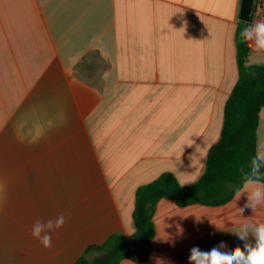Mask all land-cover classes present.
Instances as JSON below:
<instances>
[{
	"label": "crops",
	"instance_id": "1",
	"mask_svg": "<svg viewBox=\"0 0 264 264\" xmlns=\"http://www.w3.org/2000/svg\"><path fill=\"white\" fill-rule=\"evenodd\" d=\"M241 1L0 0V166L16 172L0 173V264H73L88 246L133 233L139 186L163 172L184 186L200 178L238 79ZM253 20H264V0ZM245 42L246 63L264 64V52ZM59 71L66 94L45 110L42 87L57 86ZM43 118L55 137L31 145L68 174H26V144L11 143L25 139L29 119L40 132ZM257 151L264 156V108ZM256 186L245 181L215 206L159 199L149 254L118 264H189L193 246L254 244L252 227L264 223V206L245 203ZM59 215L66 222L46 249L32 225ZM245 226L242 241L237 233Z\"/></svg>",
	"mask_w": 264,
	"mask_h": 264
},
{
	"label": "trees",
	"instance_id": "2",
	"mask_svg": "<svg viewBox=\"0 0 264 264\" xmlns=\"http://www.w3.org/2000/svg\"><path fill=\"white\" fill-rule=\"evenodd\" d=\"M245 39L236 44L238 79L228 96L218 141L209 149L200 178L190 185H181L169 172L161 173L152 182L135 192L133 233L126 238L114 234L100 245H90L73 264H118L124 258L143 261L150 251L154 234L152 215L161 198L177 206L190 204L221 205L249 178L264 183V162L259 174L252 176L256 155V129L264 108V64L245 67L249 49Z\"/></svg>",
	"mask_w": 264,
	"mask_h": 264
},
{
	"label": "clouds",
	"instance_id": "3",
	"mask_svg": "<svg viewBox=\"0 0 264 264\" xmlns=\"http://www.w3.org/2000/svg\"><path fill=\"white\" fill-rule=\"evenodd\" d=\"M241 37L247 41H254L255 50L264 52V20H253L245 26L241 32ZM248 67V64H245ZM264 160V156L257 151L253 158L252 176L259 174L260 165L258 161ZM256 184L258 186L249 190L245 207L255 210L258 206H264V184H259L258 179L246 180V185ZM240 195V192H237ZM65 216L59 215L55 221L48 220L41 222L37 220L33 223L31 234L44 248L52 246V233L63 227ZM248 226L243 227L238 233L242 241H247ZM252 235L255 243H244L243 247L237 246L229 251H221L226 247L223 243L219 247L210 250H201L198 246H193L189 253V264H264V223H258L252 227Z\"/></svg>",
	"mask_w": 264,
	"mask_h": 264
},
{
	"label": "rangeland",
	"instance_id": "4",
	"mask_svg": "<svg viewBox=\"0 0 264 264\" xmlns=\"http://www.w3.org/2000/svg\"><path fill=\"white\" fill-rule=\"evenodd\" d=\"M86 73H91V72H86ZM53 74V72H52ZM57 80H58V85L57 86H43L42 87V108L45 110H48V107L50 106V101L53 100V98L58 97V98H63L66 94V86H65V73L64 72H57ZM49 75H51V73H49L47 75V77L49 78ZM50 82L48 79L44 80L43 82ZM48 116V115H47ZM35 124L36 122L33 121V119H29L28 120V124H27V135L25 137V139L22 141L21 139H19L17 141V139L15 138H11V143H24L26 144L25 146V150L22 151V153L25 154V160H26V164L27 167L24 168L25 173L26 174H68L70 173V168L67 166H64L61 164V162H59L58 164L52 163L53 165H50L49 162L50 161V154L48 155L47 151L43 150V151H37L36 149H33L32 145L33 144H39L40 142L44 145H47L51 142L52 139V135L54 136L53 132L51 131V126L49 125V119L48 118H43L42 119V130L40 132H37V129L34 133V130H32L33 128H35ZM65 124L64 121H62V125L60 126V130L57 133V138H58V142H62L65 138L64 135V129ZM32 130V131H31ZM32 132V134H30ZM34 134V135H33ZM5 134H2L0 136V143L1 140L3 138ZM55 137V136H54ZM32 144V145H31ZM2 147V144H0V148ZM38 155H42V157H36ZM4 157L3 151L0 150V161L1 159ZM55 162V161H54ZM29 165V166H28ZM2 166H0V173L5 174V173H16L13 170L15 168L10 167L9 169L11 170L10 172L7 171V167L6 169H4ZM77 172H81L80 168H75ZM74 173H76L74 171Z\"/></svg>",
	"mask_w": 264,
	"mask_h": 264
},
{
	"label": "water",
	"instance_id": "5",
	"mask_svg": "<svg viewBox=\"0 0 264 264\" xmlns=\"http://www.w3.org/2000/svg\"><path fill=\"white\" fill-rule=\"evenodd\" d=\"M257 7V0H242L240 8V19L245 22V26L254 19V13Z\"/></svg>",
	"mask_w": 264,
	"mask_h": 264
}]
</instances>
